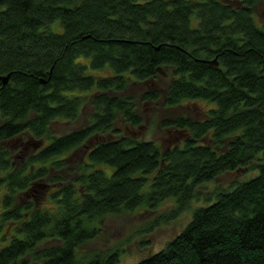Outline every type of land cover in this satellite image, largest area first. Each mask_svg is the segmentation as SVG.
<instances>
[{"label":"trees","instance_id":"16d2710c","mask_svg":"<svg viewBox=\"0 0 264 264\" xmlns=\"http://www.w3.org/2000/svg\"><path fill=\"white\" fill-rule=\"evenodd\" d=\"M261 5L0 0V264H115L119 247L82 250L101 221L167 199L147 232L203 202L134 264H264ZM163 74L145 98L183 135L170 147L116 127L143 123L130 89ZM195 100L209 104L200 118L183 110ZM233 172L247 177L206 189Z\"/></svg>","mask_w":264,"mask_h":264},{"label":"rangeland","instance_id":"374dc122","mask_svg":"<svg viewBox=\"0 0 264 264\" xmlns=\"http://www.w3.org/2000/svg\"><path fill=\"white\" fill-rule=\"evenodd\" d=\"M258 11L260 13L259 19H263L264 5H261ZM170 79V75L163 74L155 84H141L132 87L130 93L137 98V106L141 112V117H143V123L138 125V127H134L118 122L116 127L124 131L128 130L134 136L144 140H154L161 147H170L180 142L183 137L182 134L179 135L172 128L164 129L159 126L161 119L166 117L162 105H160L161 100L152 101L145 98L146 94L152 93L155 90L164 92ZM183 106V110L186 109L190 112L189 114L198 118L202 117L203 113L209 108V104L204 100L185 102ZM183 110L181 109L180 111ZM179 112L172 110V112H168V115L176 116ZM101 166L104 167L105 165L101 164ZM111 169V166H107L105 171L110 173ZM245 177L247 175L243 172L226 173L222 175L219 182L208 183L205 187H207V190H212L217 186L227 188L232 182ZM173 200L167 199L156 211L139 208L131 212L107 216L101 221L98 237L93 241L83 244L82 250L106 252L111 248L119 247L121 248L120 258L115 264H134L142 259L143 256L161 249L167 240L177 235L190 220L189 218L194 207L203 202L194 201L189 208L181 212L174 219H169V221L161 223L147 232L146 229L150 228L154 219L160 216V214H168L170 212L174 206ZM77 254L81 255L80 252Z\"/></svg>","mask_w":264,"mask_h":264},{"label":"water","instance_id":"95a60500","mask_svg":"<svg viewBox=\"0 0 264 264\" xmlns=\"http://www.w3.org/2000/svg\"><path fill=\"white\" fill-rule=\"evenodd\" d=\"M216 60H217V58H214L213 60H207V61H208V63L218 65V61H216ZM10 76H11V73L4 74V75L0 74V82H2L3 84L8 83L7 81H9ZM41 81L44 82V80H41Z\"/></svg>","mask_w":264,"mask_h":264}]
</instances>
